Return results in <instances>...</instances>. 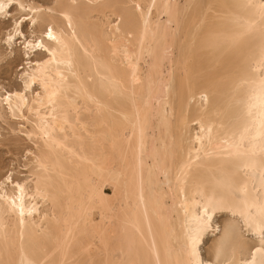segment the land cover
I'll return each mask as SVG.
<instances>
[{"label":"bare ground","instance_id":"bare-ground-1","mask_svg":"<svg viewBox=\"0 0 264 264\" xmlns=\"http://www.w3.org/2000/svg\"><path fill=\"white\" fill-rule=\"evenodd\" d=\"M25 3L53 9L34 26L37 39L47 17L67 47L44 36L58 62L45 66L52 57L33 47L26 59L35 53L41 60L27 62L26 71L37 79L10 92L23 95L22 107L11 97L15 115L33 116L29 134L41 143L30 179L0 187V261L177 264L188 258L186 231L208 197L264 202V0ZM107 10L117 21L104 28L93 19ZM61 12L72 16V28ZM13 41L3 44L11 50ZM35 84L40 91L27 98ZM0 105L8 110L3 95ZM190 124L198 133L189 134ZM17 185L22 199L13 209ZM209 227L196 245L201 262L198 246ZM245 252L225 241L220 264H237Z\"/></svg>","mask_w":264,"mask_h":264},{"label":"snow or ice","instance_id":"snow-or-ice-1","mask_svg":"<svg viewBox=\"0 0 264 264\" xmlns=\"http://www.w3.org/2000/svg\"><path fill=\"white\" fill-rule=\"evenodd\" d=\"M246 7H252V5H247ZM15 8L16 11H12ZM47 11L51 13L52 8L45 10L44 8L38 7L36 4L25 3V0H8L7 3L0 2V19L4 21H10V27L7 28V34L5 36V43L12 41L14 38L19 37L23 42V49L25 58L29 54V50L33 47L40 49L43 48L45 52L49 54L52 59L50 61H44V65L50 63H57L56 51H49V48L43 44V37L46 36L49 40L55 41L57 44L62 45V48H66L67 45L64 43L62 36L63 32H58L54 34L53 27L48 21L47 17H44V22L48 23L47 31L44 32L43 29L40 33V38L37 39L35 33V25L41 21L42 14ZM31 13V15H29ZM64 20L68 22V27L72 28V16L67 12H61ZM259 16L260 24L262 26V35H264V4L259 5ZM28 22L29 33L25 34L22 30V25ZM253 24H247V30L251 31ZM63 62V61H59ZM261 63L264 65V45L261 49ZM71 65L69 64V68ZM41 69V65H37V71ZM46 71V69H45ZM37 79L36 72H33L29 76V72L25 71L21 73V80L24 82V87L27 89L31 82ZM41 85L44 86V79L41 77ZM261 88L264 89V80H261ZM55 93L52 94L54 96ZM17 96L21 100V104L17 107L23 106V95L18 93H9L8 95H3V101L8 104V112L15 116L16 108L11 104V97ZM49 97L50 103H55ZM99 108V105H97ZM261 108L264 110V95L261 96ZM261 128L264 129V120L261 122ZM264 136V132H262ZM11 176V173L8 174ZM8 177H5L7 179ZM179 178V177H178ZM18 195L13 200L12 208H17V201L22 199L20 195L23 192V188L17 185ZM243 204V207H240ZM215 211L228 212L231 213L232 221L225 228L224 235L218 242L216 247V254L219 256L221 248L225 241L233 242L236 246L241 249L247 248L251 251V259L245 258L242 264H264V202L256 204L250 203L246 199H241L232 195L231 198L221 196L215 197L210 196L206 199L205 203L200 207L199 217L193 216L192 219L195 220L196 227L186 231V243H185V256L188 257L183 261H177V264H202L201 261L196 259V245L199 242L200 235L208 228L209 222L211 221V213ZM19 212L21 217H23L24 210L23 206H19ZM21 225L23 226V219H21ZM251 233V235H249ZM253 237L258 238L259 246L249 245L248 241ZM23 238V237H22ZM5 247H8L9 237L5 233L4 235ZM259 257V259H257ZM0 264H5V262L0 261ZM29 264H39L38 261H31ZM156 264H163L159 259L156 260ZM217 264L219 261L217 260Z\"/></svg>","mask_w":264,"mask_h":264},{"label":"rangeland","instance_id":"rangeland-1","mask_svg":"<svg viewBox=\"0 0 264 264\" xmlns=\"http://www.w3.org/2000/svg\"><path fill=\"white\" fill-rule=\"evenodd\" d=\"M38 1L41 4H46V0ZM105 12L106 14L104 13V15L95 16L97 20L96 18L93 19L96 24H102L104 22V28L107 27V24L111 25L116 23L117 21L116 16L113 13H111L109 10ZM93 21L92 23H95ZM7 22L0 23V29H2L0 30V95H4L5 93L14 91H22L23 81L21 80V73L26 71V67L28 66L26 63H33L35 61L41 60L40 57L35 53H31L28 59L23 56L22 53L24 51L22 49L23 44L21 39L14 38L11 50L6 48V46L3 44V41L5 38L4 34H6L7 32V28L10 27V23ZM27 29L28 27H24L22 29L23 33L28 34L29 29ZM39 91V85L35 84L34 86L32 85L29 90H26L25 94L26 97L29 98L31 95L38 93ZM200 100H202V98ZM77 101L79 105L80 102L79 100ZM79 107V111H83L82 104H80ZM81 111L79 112L80 114L82 113ZM19 115L20 114L13 116L8 112L5 105H0V187L2 185V187L6 190L10 189V186L13 184V182L15 183L17 181L20 182L30 179L29 170L31 171V169H33L32 156L36 153L35 151H37V147H35L34 145H36V143H41L38 142L40 141L38 140V137L29 134L32 127L31 125L33 116H31V114L27 113L26 111H23V118ZM72 115L73 114H71V116ZM89 115L90 119H93V114L91 112ZM90 119H87L86 122L88 121L89 124L88 122L87 124L91 127L90 122H92V119L91 121ZM90 127L88 126V130L92 131ZM190 129L189 134H192L193 131V133H198L197 125L190 124ZM28 134L31 136H29ZM81 134L83 135L82 131ZM84 137H86V139L84 140L85 142H90V140L87 139V135ZM36 146L40 145L38 144ZM9 173H11L10 177L8 176ZM5 177H8V180L5 179ZM231 221V213L221 211L214 212L209 223L210 227L207 230L205 236L202 237V240L198 246V254L202 262L217 264L218 260L219 264L221 263L220 261L223 257L222 255L217 256L215 259V246L222 237L224 226L226 224H229ZM249 235H251V233H249ZM248 244L256 246L258 244V238L253 237L248 241ZM249 252L250 250L246 248V252L243 255H246V257L241 258L242 255L240 254V261L237 264H242V259L247 258ZM86 262L87 260H85V262H83L82 264H86Z\"/></svg>","mask_w":264,"mask_h":264}]
</instances>
